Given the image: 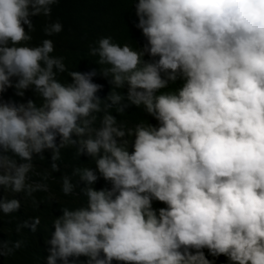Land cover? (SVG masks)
<instances>
[{
  "label": "trees",
  "instance_id": "obj_1",
  "mask_svg": "<svg viewBox=\"0 0 264 264\" xmlns=\"http://www.w3.org/2000/svg\"><path fill=\"white\" fill-rule=\"evenodd\" d=\"M0 264H264V0H0Z\"/></svg>",
  "mask_w": 264,
  "mask_h": 264
},
{
  "label": "rangeland",
  "instance_id": "obj_2",
  "mask_svg": "<svg viewBox=\"0 0 264 264\" xmlns=\"http://www.w3.org/2000/svg\"><path fill=\"white\" fill-rule=\"evenodd\" d=\"M16 117L26 121L27 123H34L33 118H28L20 114H16ZM96 139L101 142L102 145L113 146L116 148H126L136 149L137 146H157L160 151L166 149V143L164 139L157 134L149 133L145 130L131 129L126 126H111L106 128L96 129L93 133L92 140ZM175 140V136H173ZM162 152V153H163Z\"/></svg>",
  "mask_w": 264,
  "mask_h": 264
},
{
  "label": "clouds",
  "instance_id": "obj_3",
  "mask_svg": "<svg viewBox=\"0 0 264 264\" xmlns=\"http://www.w3.org/2000/svg\"><path fill=\"white\" fill-rule=\"evenodd\" d=\"M115 126H117V125H115ZM109 127H111V126H109ZM106 128V127H105ZM98 129H100V128H98ZM95 144H101V142H99V141H96V143ZM95 144H92V145H95ZM102 145V144H101ZM106 146V145H105ZM107 147H109V146H107ZM116 148V147H115Z\"/></svg>",
  "mask_w": 264,
  "mask_h": 264
}]
</instances>
